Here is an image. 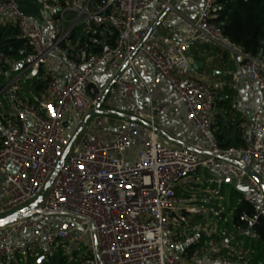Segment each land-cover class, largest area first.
Instances as JSON below:
<instances>
[{"label":"built area","instance_id":"obj_1","mask_svg":"<svg viewBox=\"0 0 264 264\" xmlns=\"http://www.w3.org/2000/svg\"><path fill=\"white\" fill-rule=\"evenodd\" d=\"M175 1L32 0V15L18 0H0V25L15 26L18 38L31 48L23 61L0 54V218L29 207L54 175L39 206L0 227V264H50L60 255L74 264H186V231L214 232L194 225L193 216L223 214L222 190L208 184L220 188L223 178L241 182L239 202L253 212L242 211L243 226L221 229L220 236L242 231L256 237L264 218V189L248 170L264 182V55L246 53L229 41L211 20L216 0L205 1L192 23L191 41L213 42L239 57L263 95L260 109L242 126L241 144L223 146L213 124L217 90L193 75L190 41L164 44L156 26L166 11L175 10ZM149 9L153 22L140 24ZM88 37L103 49L93 52L82 44ZM138 55L183 101L206 154L156 137L157 118L167 106L154 103L156 94L145 83L148 111L134 108L124 128L110 126L103 110L108 95L137 100L135 80L123 72L132 70L141 80ZM41 80L45 86L38 91L35 82ZM93 110L100 112L88 119L60 163ZM136 129L151 137L138 142ZM200 171L216 176L203 179ZM207 199L218 202L207 209ZM242 244L235 249L228 239L202 264L224 257L246 262L250 250Z\"/></svg>","mask_w":264,"mask_h":264},{"label":"crops","instance_id":"obj_2","mask_svg":"<svg viewBox=\"0 0 264 264\" xmlns=\"http://www.w3.org/2000/svg\"><path fill=\"white\" fill-rule=\"evenodd\" d=\"M205 1L176 0L175 10L166 11L156 23V26L164 44L190 41L193 75L206 79L217 90L213 124L221 145L235 146L242 142V126L262 106L263 95L256 82L244 71L242 60L239 57L221 49L213 42L205 40L191 41L192 23L197 20ZM27 2L29 4L33 3L32 0H21L24 6L26 5L24 3ZM30 8L32 9V6ZM151 22H153V9L147 10L139 18L140 24ZM135 67L141 80L136 79V73L132 70H125L123 76L135 80L137 100L135 102L122 101L108 95L103 110L107 114L110 126L115 129L124 128L125 123L133 119L132 111L134 108H140L144 112L148 111L149 102L142 95L145 83L156 94L154 103L167 106L165 112L157 118L156 137L158 139L167 138L174 145L190 148L202 155L206 154L204 139L200 136L195 125L188 120L183 101L172 91L167 81L156 73L149 61L142 55L135 58ZM111 73L109 72V74ZM98 77L102 78V81L105 79L100 75ZM134 134L138 142L151 137L149 132L139 129L134 130ZM208 174L213 178L216 176L214 171H208ZM1 181L2 176L0 175V186ZM221 187L215 190H221ZM234 189L238 194H241L244 187ZM217 202L215 199H207L203 204L208 209L215 206ZM186 233L190 237L189 250L191 252H189V256H183L186 264H202L207 257H214L216 247H221L222 242L228 240V238L219 235L214 237L213 233L209 234L205 230L200 233L188 230ZM241 233L242 231H240V235ZM198 247L210 248L202 250ZM217 264H247V262H236L232 257H224L217 261Z\"/></svg>","mask_w":264,"mask_h":264},{"label":"trees","instance_id":"obj_3","mask_svg":"<svg viewBox=\"0 0 264 264\" xmlns=\"http://www.w3.org/2000/svg\"><path fill=\"white\" fill-rule=\"evenodd\" d=\"M215 6V9L212 10L211 20L222 27L226 38L241 47L246 53L264 55V0H216ZM82 44L88 45L93 52H99L103 49V45L91 37H88ZM1 53L20 61L31 55V48L18 38L17 28L13 25H0ZM35 85L36 90L41 91L45 86V81H36ZM244 210L249 213L253 212L249 204L244 201L238 202L232 220L233 228L243 226L240 215ZM254 239L260 243L258 246L259 255L257 257L249 256L245 260L249 264H264L263 217L260 218ZM56 259H58L57 263H55ZM50 264L74 263L67 262L65 257L60 255Z\"/></svg>","mask_w":264,"mask_h":264},{"label":"rangeland","instance_id":"obj_4","mask_svg":"<svg viewBox=\"0 0 264 264\" xmlns=\"http://www.w3.org/2000/svg\"><path fill=\"white\" fill-rule=\"evenodd\" d=\"M29 2V1H28ZM24 3L26 4L25 6L21 3V0H18V3L20 5V7L22 8V10L25 13L28 14H32V15H36V7L33 3L29 4V3ZM30 6H32V9L30 8ZM138 147L135 148V150ZM203 179H209V180H213V177L206 173V172H201L199 174ZM209 186H211L214 189H218L219 185L217 183H208ZM222 190V195L224 196V200H220L221 205L224 207V211L223 214L220 217L215 216L214 214L210 213L208 211V216L205 217H198V216H193V224L194 225H199L201 227H206V228H212L213 229V236L217 237L218 235L220 236V230L221 229H228V230H233V224H232V220H233V216H234V212L235 209L237 207V204L239 202V199L241 197V194H238L236 192V190L234 189V187L230 184L224 183L221 187ZM198 193V192H197ZM2 203V198L0 195V204ZM200 205V204H199ZM224 218L226 219V221L224 220ZM210 234V233H209ZM209 237V236H208ZM207 237V238H208ZM232 237H234V233L232 234H228L226 238H228L231 242V244L235 247V249L238 248V245L240 244V242L242 241V246H244L245 248H248L250 250V253L247 255V257H257L259 255V245L260 243L258 242V240L254 239V238H250L248 237L246 234H241L236 236L234 239H232ZM256 247H253V246ZM248 246V247H247ZM242 247V249L244 250L245 248ZM197 248V247H196ZM199 249L202 248V250H206L207 248L210 247H198ZM239 250V249H238ZM184 261V260H183ZM58 262V259L55 260V263ZM185 262V261H184Z\"/></svg>","mask_w":264,"mask_h":264},{"label":"water","instance_id":"obj_5","mask_svg":"<svg viewBox=\"0 0 264 264\" xmlns=\"http://www.w3.org/2000/svg\"><path fill=\"white\" fill-rule=\"evenodd\" d=\"M104 44V43H103ZM190 64H192V60L189 59ZM36 71H33L32 75H35ZM100 112L99 110H93L90 113H88L85 118L83 119L81 125L79 126V128L76 130L71 142L69 143V146L67 147L63 157L61 158L60 163H62L66 157V155L68 154L71 146L74 144V142L76 141L77 137L79 136V134L81 133L83 127L85 126L86 122L88 121V119L95 113ZM249 174L252 175L259 183L260 185L263 187L264 189V182L262 181V179L260 177H258L253 171L248 170ZM54 175H52V177L50 178V180L47 182V184L44 187V190L42 191V193L40 194V196L38 197V199H36V201H34L29 207H25L23 209L20 210V213H14L11 215H8L6 217L0 218V227H3L5 225H7L8 223H10L11 221L15 220L18 217H21L23 215V213L25 211H27L29 208H36L37 206L40 205V203L42 202L46 191L48 189V187L50 186L52 180H53ZM223 182L232 185L234 188H237L241 185V182L239 180H232L230 178H223ZM63 227H65L66 225H62ZM228 233H230V231H228ZM235 236L238 235L237 232H235L234 234ZM44 258H40V261H42Z\"/></svg>","mask_w":264,"mask_h":264}]
</instances>
